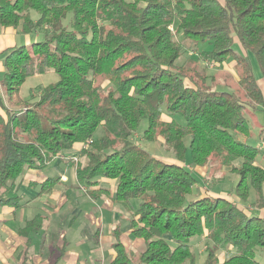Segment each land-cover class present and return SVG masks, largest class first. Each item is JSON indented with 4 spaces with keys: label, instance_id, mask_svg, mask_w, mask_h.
Instances as JSON below:
<instances>
[{
    "label": "trees",
    "instance_id": "obj_1",
    "mask_svg": "<svg viewBox=\"0 0 264 264\" xmlns=\"http://www.w3.org/2000/svg\"><path fill=\"white\" fill-rule=\"evenodd\" d=\"M0 27L44 32L0 54L1 205L22 207L26 169H43L92 139L81 152L78 180L117 179L116 202L141 200L131 229L144 244L127 249L115 233L111 264H261L255 250L264 247V216L219 195L186 203L196 178L184 164L189 156L195 165L231 167L240 175L237 196L246 200L253 187L263 199L264 149L238 135H252L245 111L264 104V90L235 44L255 55L264 77V0H0ZM184 41L190 50L205 43L190 54L196 61H234L251 102L236 90L213 89L196 70L188 74L179 63ZM49 70L58 81L24 101L26 79ZM138 135L158 141L175 161L153 156ZM58 181L47 179L43 189ZM196 236L212 242L203 262L192 249ZM227 245L235 252L221 259Z\"/></svg>",
    "mask_w": 264,
    "mask_h": 264
},
{
    "label": "crops",
    "instance_id": "obj_2",
    "mask_svg": "<svg viewBox=\"0 0 264 264\" xmlns=\"http://www.w3.org/2000/svg\"><path fill=\"white\" fill-rule=\"evenodd\" d=\"M19 31L20 28L0 27V54L6 47L17 45ZM232 62L230 59L229 64ZM260 74L262 80L258 82L264 90L261 70ZM254 111L260 116H255L254 125L264 138V104L257 105ZM81 146L82 142L77 143L66 153L81 154ZM81 155L77 164L84 159ZM67 161L71 162L57 156L43 169H26L20 189L22 207L0 204V264H111L116 257L115 233H120V241L127 249L143 246V239L131 229L139 204L134 207L132 202H116L113 188L108 186L112 180L102 178L95 185L80 182L77 164ZM69 168L74 170L71 175ZM49 178L59 181L44 190L42 184Z\"/></svg>",
    "mask_w": 264,
    "mask_h": 264
},
{
    "label": "rangeland",
    "instance_id": "obj_3",
    "mask_svg": "<svg viewBox=\"0 0 264 264\" xmlns=\"http://www.w3.org/2000/svg\"><path fill=\"white\" fill-rule=\"evenodd\" d=\"M33 16H37L38 13L36 11H33ZM44 36L43 30H37L33 31L30 34L23 33L22 31H19L16 35V41L17 45L26 44L30 45L33 41L42 39ZM191 41H184V50L186 49V53L183 54L181 57V60L179 63L184 66L185 69H187L188 74H193V70L198 71L200 74L205 76V81L208 85H211L213 89H226V90H236L241 100L245 101L246 103H250L248 98L245 97V93L242 87V84L240 82L241 75L238 73L236 69L233 67L235 66V63L232 62V64L226 63L224 67H220L216 62H213L209 59H202V60H194L195 58L191 57L190 54L194 53V56H197L198 53H200L204 49V44L202 42H198L196 44L193 43V49L190 50L189 43ZM192 43V42H191ZM187 48L190 50H187ZM235 49L238 52H242L243 55H245L246 59L250 62L253 68V72L255 73L256 77L260 80H262V76L260 74V69L258 65V61L255 58V55L253 53H244L243 50H241V47L239 44H235ZM188 51L190 53H188ZM229 61V60H228ZM232 61V60H231ZM2 72H0V79H1ZM59 75L53 71L49 70L46 73H37L33 76H30L26 79V81L23 83L21 90H20V96L23 98L24 101H35L38 99V89L39 87H44L46 85H49L51 83H55L58 81ZM0 91H2L0 87ZM254 106H249L246 109L245 113L247 115V118L251 120L252 123V135L249 137L238 135V139L242 140L244 142H247L254 146H259L261 149H264V138L259 135L258 128H256L255 116H258V113L254 111ZM255 113V115H254ZM257 114V115H256ZM164 118H167L164 116ZM147 127L146 122L144 121L138 134L142 135L144 129ZM99 134V133H98ZM140 135L136 136L137 139L140 140ZM140 145L148 150L153 156L163 158L166 160H173L174 159V153L172 151L166 150L164 146L159 144L158 141H147V140H140ZM185 143L188 147L190 143V137L185 138ZM81 155V154H80ZM84 155H81V157ZM84 158V157H83ZM67 160V159H66ZM82 159L81 161H83ZM67 163H69L67 161ZM71 163V162H70ZM69 163V164H70ZM240 159H236L234 161V165H240ZM258 163L262 164L263 160H258ZM185 167L190 170L193 175L196 178V182L193 185L191 193L187 195L186 203H188L191 200H195L197 198H200L202 196H224L226 198L233 199L236 203H238L242 207H246L247 211H254L256 214L263 215L264 216V189L262 191L263 199L260 200V202L257 200V191L251 187L249 196L246 200H241L236 192L235 188L240 180V175L238 172L231 169V167L228 166H221L218 162L209 163L207 165L201 166V165H195L192 164V161L189 156H187V160L185 162ZM64 169H66L65 165L62 166ZM68 174L71 175V171L73 172L72 168H69ZM102 179V178H101ZM113 186L108 185L110 188H113V193H115V186L117 184V179H112ZM140 199L135 198L132 199V204H134V207H136L140 203ZM130 202V203H131ZM131 240L134 239V237H130ZM192 249L195 253H197V260L199 262H203L207 255V249L212 245L211 241H208L204 237L201 238L200 236H196L192 238L191 241ZM139 248L135 249L138 250ZM235 252V248H233L230 245L221 247L219 254L220 258L223 259L230 254ZM256 259L261 263L264 264V247H257L255 250Z\"/></svg>",
    "mask_w": 264,
    "mask_h": 264
},
{
    "label": "built area",
    "instance_id": "obj_4",
    "mask_svg": "<svg viewBox=\"0 0 264 264\" xmlns=\"http://www.w3.org/2000/svg\"><path fill=\"white\" fill-rule=\"evenodd\" d=\"M91 143H92V139H88L87 141L82 142L81 151L86 150L91 145ZM79 156H80V153L78 152V153H73L70 155H68V154L62 155L61 157L70 160L74 164H77L79 162V159H80Z\"/></svg>",
    "mask_w": 264,
    "mask_h": 264
}]
</instances>
